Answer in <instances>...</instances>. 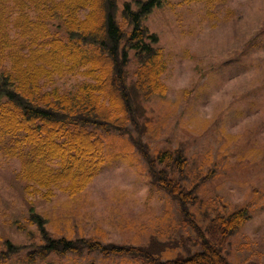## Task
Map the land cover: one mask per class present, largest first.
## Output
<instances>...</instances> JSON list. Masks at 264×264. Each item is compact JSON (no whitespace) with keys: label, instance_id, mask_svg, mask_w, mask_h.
Here are the masks:
<instances>
[{"label":"rangeland","instance_id":"obj_1","mask_svg":"<svg viewBox=\"0 0 264 264\" xmlns=\"http://www.w3.org/2000/svg\"><path fill=\"white\" fill-rule=\"evenodd\" d=\"M130 1L116 0L117 21L126 31L119 13ZM143 26L157 36L163 51L166 93L145 99L136 90L129 51L125 80L139 126L128 135L98 132L104 164L75 196L53 188L52 196L44 198L45 189H25L19 160L0 150V250L5 241L40 243L35 226L28 224L30 208L45 219L53 237L152 245L163 260L168 251L186 256V250H196L195 231L181 221L176 200L151 185L147 164L132 146L140 139L154 161L164 151L183 152L182 182L199 187L190 213L200 226L247 210L250 219L223 254L230 264H264V0H163ZM82 81L80 75L56 77L42 82V90L69 93ZM24 259L21 254L1 264ZM37 264L136 262L84 251L80 256L51 254Z\"/></svg>","mask_w":264,"mask_h":264},{"label":"trees","instance_id":"obj_2","mask_svg":"<svg viewBox=\"0 0 264 264\" xmlns=\"http://www.w3.org/2000/svg\"><path fill=\"white\" fill-rule=\"evenodd\" d=\"M162 1L124 2L119 14L126 31L117 21L116 0H0V150L19 160L25 189H45L44 198L52 196L53 188L70 197L81 193L104 164L105 145L98 132L128 135L138 128L125 80L129 51L136 90L145 99L166 93L163 51L157 36L143 26ZM78 75L84 81L73 92L42 90V82ZM132 146L147 164L151 185L176 200L181 221L195 231L196 250H186V256L168 251L163 260L152 245L53 237L45 219L30 208L28 224L35 226L40 243L3 242L0 264L12 263L21 254L22 264H37L51 254L80 256L84 251L136 264H230L223 250L250 219L247 210L216 216L200 226L190 213L199 187L182 182L187 165L183 152L164 151L154 161L140 139Z\"/></svg>","mask_w":264,"mask_h":264}]
</instances>
